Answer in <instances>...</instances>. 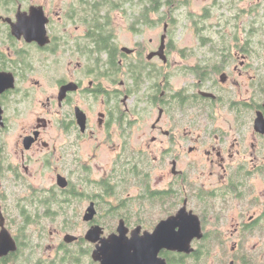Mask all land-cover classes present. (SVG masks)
Segmentation results:
<instances>
[{
    "label": "flooded vegetation",
    "instance_id": "1",
    "mask_svg": "<svg viewBox=\"0 0 264 264\" xmlns=\"http://www.w3.org/2000/svg\"><path fill=\"white\" fill-rule=\"evenodd\" d=\"M146 1L0 0V233L18 246L1 264L23 257L29 225L55 234L60 211H82L86 233L99 226L107 241L121 222L122 237H144L183 209V250L161 249L166 264H264V76L252 75L251 36L179 47L183 2ZM63 225L46 264L120 263L94 260L96 243L68 232L78 222Z\"/></svg>",
    "mask_w": 264,
    "mask_h": 264
},
{
    "label": "rangeland",
    "instance_id": "2",
    "mask_svg": "<svg viewBox=\"0 0 264 264\" xmlns=\"http://www.w3.org/2000/svg\"><path fill=\"white\" fill-rule=\"evenodd\" d=\"M181 1L183 2L181 4L182 7L176 11L175 16L177 20L172 27L173 38L179 47L194 46L203 37L205 38L204 42L209 43L207 48H210L212 44L214 48L218 44L220 46L223 43L244 42L246 35L249 36L250 34L253 42L251 48L252 75L261 74V76H264V0ZM162 31L163 25L157 26L154 30H148L146 36L147 38L155 37ZM122 34L123 42L130 44L132 40L129 36L131 34L125 29ZM256 60L260 61L257 62ZM258 69L262 70L258 71ZM110 153L102 150L100 162L105 163L107 160H110ZM34 167H36V163H34ZM158 173L159 169H156L155 178H158ZM37 177L41 178L40 176ZM41 182L48 185L52 181L49 178H41ZM131 192L134 194L136 190ZM122 196L126 197L128 195L125 193ZM81 214L82 211H60L53 219L55 222L53 221L54 223L49 224L47 228L48 231L53 230L55 234H47L45 241L40 239V233L37 231L39 226L29 225L27 231L28 238L26 240L27 245L22 243L21 247L25 254L22 258H18V260L13 262V264H22L21 262L23 261L27 263L28 260L29 262L31 261L29 264H37L36 261L41 258H45L43 264H46L54 257L56 253L55 247L63 239V230L66 228L63 225L64 220L74 219L75 222H78V225L73 226L68 232L75 235H84L86 233L87 227L81 220ZM165 214V210L158 208L154 210L152 217L154 221H158ZM52 236H54L53 239ZM41 241L42 243L44 242L43 248L39 247V242ZM72 249L77 250L78 248ZM60 254L62 255V253Z\"/></svg>",
    "mask_w": 264,
    "mask_h": 264
},
{
    "label": "water",
    "instance_id": "3",
    "mask_svg": "<svg viewBox=\"0 0 264 264\" xmlns=\"http://www.w3.org/2000/svg\"><path fill=\"white\" fill-rule=\"evenodd\" d=\"M257 129L264 130V117L259 115L256 120ZM96 211L91 208L84 217L85 220H91ZM192 213V212H191ZM187 213L186 209L181 210L176 216L169 217L168 219L162 220L156 227L153 232H148L144 237H138V232L140 229L135 230L133 233L132 239H127L125 236L127 234V228L124 223L121 222L118 227L119 237H113L107 241L102 238L103 229L99 226L91 227L86 235L85 239L96 243V248L93 251V259L96 261H103L105 257L117 256L119 264H137L136 261L140 257H147L151 262L155 260L156 264H166L163 259L159 258V252L163 248L169 249H179L183 250L180 247V242L173 238V230L179 226L178 219H183ZM194 217H196L194 215ZM197 226V223H194ZM192 226L187 225V229L190 230ZM117 236V235H113ZM77 236L73 234H67L65 236V241L71 243L77 240ZM104 243L102 246L101 244ZM190 241L188 240V245ZM18 248L17 243L7 231L6 228H3L0 233V257L8 254L9 252L16 251ZM123 259V263H122ZM159 261L161 263H159Z\"/></svg>",
    "mask_w": 264,
    "mask_h": 264
},
{
    "label": "trees",
    "instance_id": "4",
    "mask_svg": "<svg viewBox=\"0 0 264 264\" xmlns=\"http://www.w3.org/2000/svg\"><path fill=\"white\" fill-rule=\"evenodd\" d=\"M171 1L173 2V1H176V0H171ZM145 3H146L147 5H148V4H152V5H153V8H151V6H150V7H146V10L154 9V10H156V11H159V10L161 9V8H160V7H161V6H160V4H161L160 1H156V0H155L154 3H150V2H148V1H146ZM0 264H1V263H0Z\"/></svg>",
    "mask_w": 264,
    "mask_h": 264
}]
</instances>
